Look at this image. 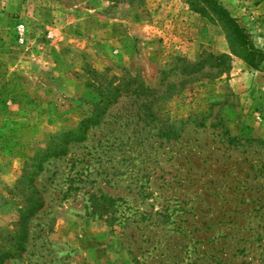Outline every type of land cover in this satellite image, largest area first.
Listing matches in <instances>:
<instances>
[{
  "label": "rangeland",
  "instance_id": "1",
  "mask_svg": "<svg viewBox=\"0 0 264 264\" xmlns=\"http://www.w3.org/2000/svg\"><path fill=\"white\" fill-rule=\"evenodd\" d=\"M109 101L1 264H264V0H0V251Z\"/></svg>",
  "mask_w": 264,
  "mask_h": 264
},
{
  "label": "trees",
  "instance_id": "2",
  "mask_svg": "<svg viewBox=\"0 0 264 264\" xmlns=\"http://www.w3.org/2000/svg\"><path fill=\"white\" fill-rule=\"evenodd\" d=\"M218 7L219 9H222V10L224 9L220 5H218ZM216 59H218V57H216ZM181 61H182L181 71L185 73V76H188V78L191 81H195L200 78V76L197 75V73L199 72V69H198V67L200 66L199 63L190 62L185 58H182ZM221 71L222 70H216V73L219 74L221 73ZM109 104H111V101H109V103H107L106 105L103 104L104 107L95 108L94 110L95 111L97 110V111L93 113V115H89V116L87 115L83 117L82 119H80V121L78 122L77 126L73 129V131H70L69 134L66 132L65 135L61 137V139L60 138L58 139L60 140V143L54 146L52 152L46 153L43 156H41L39 160L40 162L36 166L37 169L35 168L36 170H30L28 166L24 167L23 175L21 178H23L22 180L27 179L30 181V184H32V190L30 193L36 199L32 198V195L30 196L31 197L30 199H29V196H27L25 208L23 209L24 215L20 219L21 221L19 222L20 234L17 240L19 241V243L18 244L15 243L16 248L14 250L5 249V250L0 251V264L2 263L4 259L17 257L26 250L25 242H27V239L29 236V223L31 220V216H33V214L38 213L44 207V198L41 192L37 189L36 185L33 184L35 182V178H36L35 176H37L43 170V167H44L43 162L47 160L49 157H59V156L65 155L68 152L69 144L85 140L87 131L92 126L100 124L101 115L104 114L105 109L109 106ZM94 110L92 111L94 112ZM186 120L187 121L190 120L197 125L205 124L203 120L200 122H197V120L192 116L187 118ZM170 133H173V132H170ZM165 135L167 137H176L175 134H165ZM255 139L256 138H252L251 140H255ZM228 141L232 142L233 138H229L228 136ZM259 141L261 143H264V140H259ZM33 174H34V177L29 179V177ZM92 206L95 207V209L97 208V204L95 201L93 202Z\"/></svg>",
  "mask_w": 264,
  "mask_h": 264
}]
</instances>
